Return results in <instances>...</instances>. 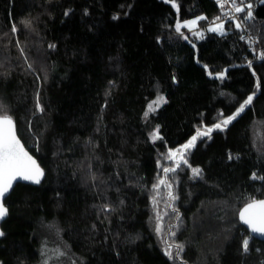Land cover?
I'll return each mask as SVG.
<instances>
[{
	"label": "trees",
	"instance_id": "trees-1",
	"mask_svg": "<svg viewBox=\"0 0 264 264\" xmlns=\"http://www.w3.org/2000/svg\"><path fill=\"white\" fill-rule=\"evenodd\" d=\"M235 2L252 4L247 28L264 42V3ZM222 13L217 0H0V115L46 172L6 199L0 264H38L46 233L77 264H264L238 217L264 199V52L233 19L224 36L175 31Z\"/></svg>",
	"mask_w": 264,
	"mask_h": 264
},
{
	"label": "snow or ice",
	"instance_id": "snow-or-ice-1",
	"mask_svg": "<svg viewBox=\"0 0 264 264\" xmlns=\"http://www.w3.org/2000/svg\"><path fill=\"white\" fill-rule=\"evenodd\" d=\"M261 2L264 3V0H261ZM233 3H235V0H233ZM241 3H243V0H241ZM174 6L176 5L174 4ZM221 7H223V5H221ZM252 7L253 6L251 3L247 4L246 8L236 5L234 11L236 13L243 14L240 19H243L246 22L253 19V12L251 10ZM225 15H227V13H225ZM113 18L117 19L118 17ZM200 19H204V17L197 18V20ZM217 19L220 18L217 17ZM232 19L236 18H230L229 23H231ZM197 20L185 21L183 25L177 23L175 31L177 33H180V35L186 40L188 39V37L183 35V33L181 32V27H195L197 24ZM235 27L237 29H241V23L237 22L235 24ZM13 30H15V27ZM209 31L218 32L221 36H224L226 34L223 23L215 25L214 27L209 29ZM195 35L201 36L202 38V33L197 32L195 33ZM240 39L243 40L244 36L241 35ZM50 47H54V45H50ZM259 58L261 60H264V53H261ZM251 65L252 61H248V66L251 67ZM29 67H31V65H29ZM204 67L207 68V65H205ZM208 75L212 76L213 73L208 72ZM216 75L221 79H223L224 77V73H216ZM256 87L258 89L260 88L259 80H257ZM254 95L255 93H253V95L248 96L244 103L240 105V107L232 116L225 118L222 121L223 125H228L229 123H231L232 120L239 116L240 113L245 110V107L251 104ZM161 102L166 101H164L163 97H157L155 101L149 103L148 111H155L153 105L159 106ZM37 106L39 107V101L37 103ZM40 111H43V109L40 108ZM145 115H148V112H146ZM213 128L223 130L221 127V123H216L212 127L205 126L204 130L198 129L197 134L192 137L188 144L183 145L182 148L184 150H187L189 148L194 147L195 142L199 137H210V133L213 131ZM156 138H159L158 129L156 133H153V139ZM177 155L180 156V159H182L185 164L188 163L187 160L183 158V153L180 149H176L175 151L171 152L168 158L173 159ZM229 158L231 159L232 157L229 156ZM189 167L191 166L189 165ZM169 171H173V169H163V172L165 174ZM192 172L194 176L201 175V169L199 168H192ZM43 175V169H41L40 166L37 164L36 160L31 155H29L27 151H25L23 145L18 139L16 135V126L12 118L7 115L0 116V220H2L8 215V209L4 204V200L6 198V194H8L12 189L13 183L20 180L31 181L32 183L39 184ZM253 179H256L255 174H253ZM261 179H264V177H261ZM160 183L165 184V181L161 180ZM154 187H156V185H154ZM239 216L243 224L247 225L251 229L252 233L264 236V199H252V202L247 204L246 207H244L243 211L239 213ZM157 231H160V229L158 228ZM3 235L4 233L0 231V237H2ZM248 245L249 241L245 239L243 241V249L245 252L248 251ZM176 248L180 250L182 246L176 245ZM165 254L172 258L171 252L166 251Z\"/></svg>",
	"mask_w": 264,
	"mask_h": 264
},
{
	"label": "rangeland",
	"instance_id": "rangeland-1",
	"mask_svg": "<svg viewBox=\"0 0 264 264\" xmlns=\"http://www.w3.org/2000/svg\"><path fill=\"white\" fill-rule=\"evenodd\" d=\"M197 20V18L188 19L184 21H180L179 23L183 25L185 21H192ZM200 20H197V24L195 27L188 28V27H181V30L188 29V30H198L200 33L199 27ZM224 24V22H222ZM221 24V23H218ZM217 24H211L208 29H211ZM162 97V96H159ZM157 99V98H156ZM155 99V100H156ZM154 100V101H155ZM165 101V99H164ZM164 102H161L159 106L153 105V107L158 109ZM38 264H77V262L71 257L69 252L67 251L66 247L61 243L57 236L51 235L46 233L42 236V243H41V260Z\"/></svg>",
	"mask_w": 264,
	"mask_h": 264
},
{
	"label": "built area",
	"instance_id": "built-area-1",
	"mask_svg": "<svg viewBox=\"0 0 264 264\" xmlns=\"http://www.w3.org/2000/svg\"><path fill=\"white\" fill-rule=\"evenodd\" d=\"M218 2V0H217ZM219 5H223V13L221 16H216L213 18L211 24H218V23H221V22H226L228 21L230 18H236V19H233L235 20L236 22H239L241 23V33L242 35L244 36V39L246 40V42L248 43L249 45V48H250V52L252 54H256L257 51H262L264 52V42H261L258 38L254 37L250 31L248 30L247 28V24H248V21H244L243 19H240L242 17V14L241 13H236L234 11V8L235 6L237 5L236 2L233 3V0H219ZM225 13H227V15H225ZM217 17H219L220 19H217ZM201 33L203 35H205L208 31V26H204L202 27L201 29ZM253 237V236H252ZM252 238H248V240L250 241ZM250 251V247L248 246V251L246 252H249Z\"/></svg>",
	"mask_w": 264,
	"mask_h": 264
},
{
	"label": "water",
	"instance_id": "water-1",
	"mask_svg": "<svg viewBox=\"0 0 264 264\" xmlns=\"http://www.w3.org/2000/svg\"><path fill=\"white\" fill-rule=\"evenodd\" d=\"M0 116H4V115H0ZM10 117H11V116H10ZM11 118H12V117H11ZM12 120L14 121L15 126H16V135H17L18 139L20 140L21 144L23 145L25 151H27V152L29 153V155H31V156L36 160V162H37V164L40 166V168L43 169L44 175L41 177V181H40L39 184L32 183L31 181H20V180H18V181H16V182L13 183V187H12V189L10 190V192H9L8 194H6V198H5V200H4V204H5V206H6L7 209H8V215H7L5 218H3L2 220H0V231H2V228H1L2 223H3V222L8 218V216H9V207L6 205V199L10 196V194L12 193V191L14 190V188H15L18 184H20V183H23V184H30V185H33V186H39V185L45 180V177H46L45 169L41 166V164L39 163L38 159H37V158H36V157H35V156L29 151V149L25 146L24 142L22 141V139L20 138V136H19V134H18L17 123H16V121H15L13 118H12ZM258 200H260V199H258ZM249 203H251V202H249ZM249 203H247V204H249ZM247 204H245V205L240 209L239 213L243 211L244 207H246ZM238 217H239V220H240V216H239V214H238ZM240 222L243 224V222H242L241 220H240ZM243 225L249 230L250 234H251L253 237H255V238H257V239H259V240H261V241H264V236H260L259 234H254V233H252V232H251V229H250L247 225H245V224H243ZM0 239H1V237H0Z\"/></svg>",
	"mask_w": 264,
	"mask_h": 264
},
{
	"label": "bare ground",
	"instance_id": "bare-ground-1",
	"mask_svg": "<svg viewBox=\"0 0 264 264\" xmlns=\"http://www.w3.org/2000/svg\"><path fill=\"white\" fill-rule=\"evenodd\" d=\"M236 2H237V1H236ZM221 15H222V14H221ZM217 16H218V15H217ZM190 18H191V17H190ZM211 20H212V19H211ZM211 20H210V21H211ZM234 22H235V21H234ZM221 23H222V22H221ZM235 23H236V22H235ZM206 24H207V23H206ZM201 25H202V24H201ZM193 33H194V32H193ZM249 49H250V48H249ZM248 203H249V202H248ZM256 248H257V247H256ZM257 250H258V249H257Z\"/></svg>",
	"mask_w": 264,
	"mask_h": 264
}]
</instances>
